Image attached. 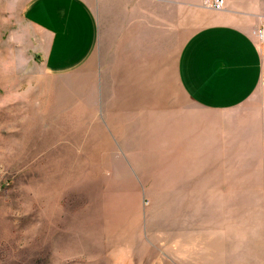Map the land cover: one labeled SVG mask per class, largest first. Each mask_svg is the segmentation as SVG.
Returning a JSON list of instances; mask_svg holds the SVG:
<instances>
[{
  "label": "rangeland",
  "instance_id": "374dc122",
  "mask_svg": "<svg viewBox=\"0 0 264 264\" xmlns=\"http://www.w3.org/2000/svg\"><path fill=\"white\" fill-rule=\"evenodd\" d=\"M29 1L0 0V264H130L137 250L142 264H264L263 172L209 173L200 142L171 139L169 107L187 105L175 64L208 19L161 13L136 60L122 36L137 0H86L99 58L53 75L32 47ZM127 60L135 71H116Z\"/></svg>",
  "mask_w": 264,
  "mask_h": 264
},
{
  "label": "crops",
  "instance_id": "0c3cea01",
  "mask_svg": "<svg viewBox=\"0 0 264 264\" xmlns=\"http://www.w3.org/2000/svg\"><path fill=\"white\" fill-rule=\"evenodd\" d=\"M131 10L138 17L128 20L122 39L128 40V57L136 60L141 58L140 42L144 44L146 29L161 26V13L181 12L187 18L199 12L208 19V24L187 38L175 64L187 105L169 107L170 131L175 133L171 139L185 141L176 143V149L195 148L189 140L200 142L198 153L211 164L209 173L249 171L257 180L255 172L264 174V46L253 36V29L264 26V0H225L223 11L216 15L205 0H137ZM146 12L153 13L152 20L145 18ZM23 16L36 33L32 47L46 72L67 75L93 67L98 60L99 21L86 0H30ZM116 71L135 70L127 60ZM111 107L138 105L117 101ZM203 186L209 188L210 181ZM129 237L133 245L140 241L139 232H129ZM140 256L143 252L140 255L138 250L129 256L130 264H142Z\"/></svg>",
  "mask_w": 264,
  "mask_h": 264
},
{
  "label": "built area",
  "instance_id": "2783aa9c",
  "mask_svg": "<svg viewBox=\"0 0 264 264\" xmlns=\"http://www.w3.org/2000/svg\"><path fill=\"white\" fill-rule=\"evenodd\" d=\"M205 5L207 8L215 11H223L225 6V0H205ZM258 36L264 43V30L259 31Z\"/></svg>",
  "mask_w": 264,
  "mask_h": 264
}]
</instances>
